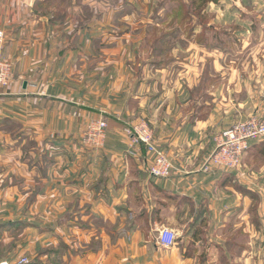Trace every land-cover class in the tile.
<instances>
[{"label": "crops", "instance_id": "obj_1", "mask_svg": "<svg viewBox=\"0 0 264 264\" xmlns=\"http://www.w3.org/2000/svg\"><path fill=\"white\" fill-rule=\"evenodd\" d=\"M116 2L122 11L136 7V0ZM105 6L103 0H0V54L13 63L9 85L0 87V235L37 231L30 264H111L115 250L116 264H189L187 249L207 238L205 249H214L212 236L236 232L238 218L253 226L256 192L239 177L249 168V152L241 169L203 170L211 138L224 129L218 111L204 113L205 103L191 97L199 82H154L156 68L121 80L130 54L89 49L105 40L103 24L82 20V10L96 16ZM65 20L73 30L54 33ZM101 112L106 137L92 149L81 133ZM139 117L172 160L166 178L148 173L141 147L140 160L126 153L124 128ZM162 227L176 233L173 247L157 243ZM47 231L49 247L40 242ZM157 253L164 259L154 261Z\"/></svg>", "mask_w": 264, "mask_h": 264}, {"label": "rangeland", "instance_id": "obj_2", "mask_svg": "<svg viewBox=\"0 0 264 264\" xmlns=\"http://www.w3.org/2000/svg\"><path fill=\"white\" fill-rule=\"evenodd\" d=\"M103 1L107 9L101 15L92 16L84 9L82 20L96 17L103 24L99 28L105 40L94 41L89 49L109 53L119 49L126 56L130 54L122 62L121 80L140 77L145 70L150 74L156 68L154 82H199L200 88L191 97L198 95L205 103L204 113L215 108L224 129L250 116L264 118V0H136V7L130 5L123 11L117 9L116 0ZM171 4L178 8L169 9ZM55 26L54 33L73 30L68 20ZM135 52H140L141 57L134 58ZM246 152L249 168L240 171L239 177L256 192L253 226L245 227V220L238 218L236 232L232 229L212 236L217 245L225 248L219 249L214 243V249H205L211 243L207 238L195 250L187 249L192 258L189 264H264V138L254 141L243 157ZM240 166L241 163L238 169ZM34 216L29 220L38 221ZM53 221V216L46 220L49 228ZM52 236L50 231L44 233L41 244L49 247ZM37 239V231L0 235V255L11 258L1 261L20 256L27 257L30 263L36 260ZM116 253L110 254L111 264L117 263ZM155 256L164 259L165 253L154 254V261Z\"/></svg>", "mask_w": 264, "mask_h": 264}, {"label": "built area", "instance_id": "obj_3", "mask_svg": "<svg viewBox=\"0 0 264 264\" xmlns=\"http://www.w3.org/2000/svg\"><path fill=\"white\" fill-rule=\"evenodd\" d=\"M0 30V48L3 39ZM13 63L4 59L0 54V87H6L11 81ZM107 130V122L103 113L84 122L81 133V142L85 146L98 149L103 146ZM128 137L126 153L140 160L138 151L140 147L145 151L143 161L146 162L148 173L156 178H166L170 175L173 164L168 154L157 144L154 132L150 125L139 119L124 128ZM264 138V118L254 116L236 121L229 127L217 132L212 137L213 149L203 163V170L233 171L238 169L242 155L251 142ZM176 233L162 227L157 232V243L163 248L175 245ZM30 260L20 256L13 261H0V264H29Z\"/></svg>", "mask_w": 264, "mask_h": 264}, {"label": "trees", "instance_id": "obj_4", "mask_svg": "<svg viewBox=\"0 0 264 264\" xmlns=\"http://www.w3.org/2000/svg\"><path fill=\"white\" fill-rule=\"evenodd\" d=\"M176 8H178V7H175L173 4L169 5V9H176ZM253 143H254V142H251V143L249 144V146H248L247 149H249L250 146H251Z\"/></svg>", "mask_w": 264, "mask_h": 264}]
</instances>
